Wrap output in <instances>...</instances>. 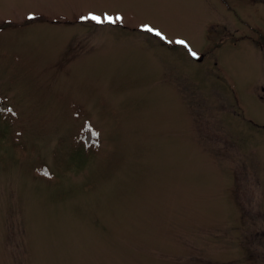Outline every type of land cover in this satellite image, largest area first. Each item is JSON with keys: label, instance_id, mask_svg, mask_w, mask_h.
Here are the masks:
<instances>
[{"label": "rangeland", "instance_id": "rangeland-1", "mask_svg": "<svg viewBox=\"0 0 264 264\" xmlns=\"http://www.w3.org/2000/svg\"><path fill=\"white\" fill-rule=\"evenodd\" d=\"M0 110V264H264V0H0Z\"/></svg>", "mask_w": 264, "mask_h": 264}, {"label": "snow or ice", "instance_id": "snow-or-ice-1", "mask_svg": "<svg viewBox=\"0 0 264 264\" xmlns=\"http://www.w3.org/2000/svg\"><path fill=\"white\" fill-rule=\"evenodd\" d=\"M32 18H33L32 16H29V19H32ZM90 19L96 20L98 23L101 22L99 20V18L98 17H95V16L90 17ZM106 19L108 20L109 23H114L115 22L111 18H106ZM120 19H121V17H119V16L116 17V20L117 21L120 20ZM143 30H145L147 32H153V29L151 27H148V26H144V29ZM155 35L161 36V33L157 31V32H155ZM179 43H183V42L182 41H179ZM192 54L195 55V53H192Z\"/></svg>", "mask_w": 264, "mask_h": 264}, {"label": "water", "instance_id": "water-1", "mask_svg": "<svg viewBox=\"0 0 264 264\" xmlns=\"http://www.w3.org/2000/svg\"><path fill=\"white\" fill-rule=\"evenodd\" d=\"M195 57H196V59L199 60V61H202V59H203V55L195 56Z\"/></svg>", "mask_w": 264, "mask_h": 264}, {"label": "trees", "instance_id": "trees-1", "mask_svg": "<svg viewBox=\"0 0 264 264\" xmlns=\"http://www.w3.org/2000/svg\"><path fill=\"white\" fill-rule=\"evenodd\" d=\"M0 114H1V110H0Z\"/></svg>", "mask_w": 264, "mask_h": 264}]
</instances>
